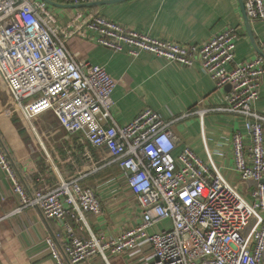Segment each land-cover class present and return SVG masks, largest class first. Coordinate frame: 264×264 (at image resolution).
I'll return each mask as SVG.
<instances>
[{"label": "built area", "instance_id": "obj_1", "mask_svg": "<svg viewBox=\"0 0 264 264\" xmlns=\"http://www.w3.org/2000/svg\"><path fill=\"white\" fill-rule=\"evenodd\" d=\"M68 4L102 0H63ZM250 20H264V0H244ZM238 30L229 27L202 44L179 43L129 29L92 10L78 11L61 24L43 0H0V89L9 91L24 118L51 110L69 135L87 143V174L117 164L141 209L139 222L115 237L90 231L85 213L100 215L103 203L81 175L65 177L54 165L57 182L33 174L32 190L0 143V166L18 196L16 212L38 209L64 226L47 238L54 264H82L97 255H133L144 243L154 250L145 264H264V116L254 109L264 76V56L237 62ZM81 38L112 51L128 48L132 56L151 53L192 65L197 59L217 87L229 85L225 110L244 117L247 136L233 135L234 170L253 181L250 197L230 183L207 150L208 164L190 147L177 153L172 127L144 108L120 125L112 115L116 80L105 67L81 60L68 41ZM264 52V44L262 46ZM89 147H105L100 165ZM70 163L78 159L69 153ZM83 177V176H82ZM90 235H78L69 219ZM170 225L149 231L162 221ZM66 237L62 246L58 241Z\"/></svg>", "mask_w": 264, "mask_h": 264}, {"label": "crops", "instance_id": "obj_2", "mask_svg": "<svg viewBox=\"0 0 264 264\" xmlns=\"http://www.w3.org/2000/svg\"><path fill=\"white\" fill-rule=\"evenodd\" d=\"M54 1L65 4L63 0ZM59 8L53 9L59 15V22L65 23L76 11L93 8L126 28L179 43L202 44L234 27L239 34L236 61H247L259 55L250 41L239 0H122L89 8ZM251 28L262 49L264 20H252ZM68 47L79 59L105 67L116 80L112 115L118 124L131 122L146 107L157 111L166 120L178 118L172 127L178 139L177 153L186 146L195 147L192 137H197L205 155L208 150L216 164H220V171L224 167L230 178H235L232 138L236 132L246 133L245 119L220 110L228 105L230 86L217 87L198 59L192 65H184L148 52L132 56L127 47L112 51L81 38L70 39ZM12 104H16L12 94L0 89V138L27 187L33 189L35 173H42L48 181L56 183L55 165L65 177L81 175V184L93 188L102 201L100 215L85 213L92 233L115 237L139 222L141 209L119 165H107L95 174L82 175L88 171L83 156L88 144L78 141L79 136L69 135L51 110L36 115L30 123L19 109L21 117L18 121L11 112L7 113ZM254 109L264 116V76ZM89 148L100 165L108 162L110 155L105 147ZM70 152L78 159L79 168L70 163ZM238 181L239 178L237 185H232L250 197L255 183ZM18 206V196L0 166V264H54L47 238L59 232L63 234L64 226L45 219L35 208L16 212ZM69 223L78 235H90V231H80V224L75 219L70 218ZM167 223L165 227H169L170 222ZM65 238L59 239L60 246ZM153 255L152 246L144 243L133 255L110 253L108 262L97 255L82 264H145Z\"/></svg>", "mask_w": 264, "mask_h": 264}, {"label": "rangeland", "instance_id": "obj_3", "mask_svg": "<svg viewBox=\"0 0 264 264\" xmlns=\"http://www.w3.org/2000/svg\"><path fill=\"white\" fill-rule=\"evenodd\" d=\"M48 6H49V8L53 11V9H58L57 7H53V9L51 8L52 6L51 5H49L48 4ZM59 9H62V8H59ZM53 12H55V11H53ZM77 12V11H76ZM55 14V16L59 19V15H57L56 13H54ZM76 14V13H75ZM71 18V17H70ZM69 18V19H70ZM68 19V20H69ZM67 20V21H68ZM67 21L65 22V23H67ZM60 23L61 24H65V23H63L62 21H60ZM70 41V40H69ZM69 41H68V45H69ZM147 108V107H146ZM7 111V113H9V112H11V115H12V117L14 118V119H20V117H21V113H20V111L18 110V107H17V105L16 104H12V106H11V108L10 109H7L6 110ZM4 113H6L5 111H4ZM243 117V116H242ZM18 121V120H17ZM242 134L244 135V136H247V131H246V133H244L243 131H242ZM195 136V135H194ZM192 138H194L193 140L195 141V144H194V146L195 147H192V149H193V151L200 157V158H202V160L205 162V163H207L208 164V158H207V156L205 155V153H204V151H203V149H202V145H201V141H199V139H197V137H192ZM217 165L219 166V167H221L220 166V164L217 162ZM221 170H222V173L224 174V176L229 180V182L230 183H234L235 184V186L237 185V180H238V176L237 175H235L234 177L235 178H230V176H229V173L227 172V169L226 168H221ZM240 179V178H239ZM234 180H236V181H234ZM243 180L242 179H240V181H238V183L240 182V183H243L242 182ZM245 182H249V181H245ZM249 196V195H248ZM247 196V197H248ZM166 222V223H165ZM168 225V223H167V220H165V221H162V222H160V223H158V224H156L153 228H151L150 229V231H149V233L150 234H153V233H156V232H159L160 230H162V229H164V228H167V227H165V226H167ZM107 252V254L108 255H110V252L109 251H106Z\"/></svg>", "mask_w": 264, "mask_h": 264}, {"label": "water", "instance_id": "obj_4", "mask_svg": "<svg viewBox=\"0 0 264 264\" xmlns=\"http://www.w3.org/2000/svg\"><path fill=\"white\" fill-rule=\"evenodd\" d=\"M44 2H46L47 4L54 6V7H68V8H77V9H81V8H89V7H96V6H103V5H108V4H112L115 2H119L122 0H102V1H95V2H88V3H79V4H61L58 3L54 0H43ZM241 9H242V13H243V17H244V22H245V26L250 38L251 43L253 44V46L255 47V49L258 51L259 55L264 56V52L262 51V49L259 47V45L257 44V41L254 37L252 28H251V20L247 15L246 9H245V4H244V0H239ZM0 143L2 145V147L4 148L5 152L9 155V151L6 147V145L3 143V141L0 138ZM70 264V263H69Z\"/></svg>", "mask_w": 264, "mask_h": 264}, {"label": "trees", "instance_id": "obj_5", "mask_svg": "<svg viewBox=\"0 0 264 264\" xmlns=\"http://www.w3.org/2000/svg\"><path fill=\"white\" fill-rule=\"evenodd\" d=\"M88 10H92L93 11L94 9L93 8H89Z\"/></svg>", "mask_w": 264, "mask_h": 264}]
</instances>
